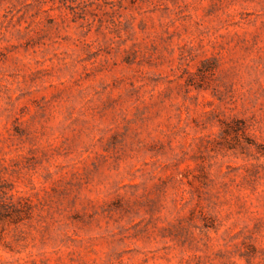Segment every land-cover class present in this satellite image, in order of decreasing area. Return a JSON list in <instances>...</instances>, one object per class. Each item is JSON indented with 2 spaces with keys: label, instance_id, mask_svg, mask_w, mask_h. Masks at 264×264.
Wrapping results in <instances>:
<instances>
[{
  "label": "rangeland",
  "instance_id": "rangeland-1",
  "mask_svg": "<svg viewBox=\"0 0 264 264\" xmlns=\"http://www.w3.org/2000/svg\"><path fill=\"white\" fill-rule=\"evenodd\" d=\"M0 264H264V0H0Z\"/></svg>",
  "mask_w": 264,
  "mask_h": 264
}]
</instances>
